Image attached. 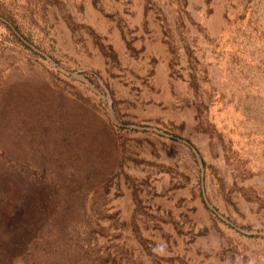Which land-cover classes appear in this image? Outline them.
<instances>
[{
  "label": "rangeland",
  "instance_id": "374dc122",
  "mask_svg": "<svg viewBox=\"0 0 264 264\" xmlns=\"http://www.w3.org/2000/svg\"><path fill=\"white\" fill-rule=\"evenodd\" d=\"M0 264H264V0H0Z\"/></svg>",
  "mask_w": 264,
  "mask_h": 264
}]
</instances>
